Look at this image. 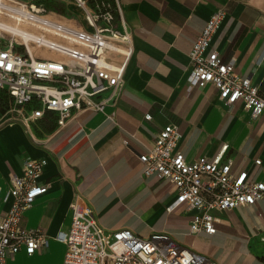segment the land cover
I'll return each mask as SVG.
<instances>
[{"label":"crops","instance_id":"crops-1","mask_svg":"<svg viewBox=\"0 0 264 264\" xmlns=\"http://www.w3.org/2000/svg\"><path fill=\"white\" fill-rule=\"evenodd\" d=\"M119 3L131 37L132 54L124 70L122 92L114 105L108 106L105 113L76 114L63 128L56 127L52 115L29 130L19 123L0 120L2 193L10 177L21 174L25 161L46 160L39 181L47 191L24 211L21 225L25 229H41L48 247L31 256L20 252L7 259L6 264L37 262L54 251L58 255L56 264H62L65 246L55 238L68 229L74 202L90 211L92 219L104 230L129 229L143 238L166 233L181 244L172 233L155 224L161 214L181 212L166 211L174 200L173 188L155 176L143 177L138 161V156L153 146L156 134L167 125L177 126L181 135L177 149L187 161L212 158L222 146H227L224 159L233 162V170L247 171L252 180L264 183V126H259L264 116L251 118L240 103L226 108L212 85L190 88L187 82L192 44L208 18L222 10L224 19L209 50L231 62L237 76L249 77L260 92L264 91V0ZM107 115H112L113 120ZM146 115L150 120H145ZM255 160L260 161L259 166L254 165ZM119 206L137 219L149 215L143 220L150 227L147 234L105 219L110 210ZM184 219L185 234L189 235V218ZM218 219L213 236L198 234L195 244L184 242V247L217 264H263L264 254L253 255L248 249L211 254L197 243L219 235L233 238L240 246L251 240L263 244L260 238L264 236V202L225 211Z\"/></svg>","mask_w":264,"mask_h":264},{"label":"built area","instance_id":"built-area-1","mask_svg":"<svg viewBox=\"0 0 264 264\" xmlns=\"http://www.w3.org/2000/svg\"><path fill=\"white\" fill-rule=\"evenodd\" d=\"M0 1L1 15L25 32L24 38L0 30V120L29 130L52 115L56 127L63 128L76 114L105 113L116 103L132 54L119 0ZM54 4L73 7V24L58 21ZM223 19L222 10L214 12L195 38L188 85H212L226 108L240 103L251 118L264 116V91L249 77L237 76L231 62L209 50ZM180 138L177 126H164L138 161L143 177L155 176L173 188L174 200L166 211L187 215L189 235L213 236L219 214L264 202V183L252 180L247 171H234L233 162L224 159L227 146L212 158L187 161L177 149ZM45 165V159L25 161L5 192L0 189V264L20 252L31 256L48 247L41 229L21 225L24 211L47 191L39 181ZM70 209L68 229L55 238L65 246L62 264H217L166 233L143 238L129 229L104 230L77 202ZM260 242L264 244V236Z\"/></svg>","mask_w":264,"mask_h":264},{"label":"rangeland","instance_id":"rangeland-1","mask_svg":"<svg viewBox=\"0 0 264 264\" xmlns=\"http://www.w3.org/2000/svg\"><path fill=\"white\" fill-rule=\"evenodd\" d=\"M60 9L64 11V14L60 15L64 17L65 19H71L72 17H77L76 15L72 14L71 10L74 11L72 6H69L68 8L63 6V4H60ZM2 21L9 20L4 15H1L0 17ZM63 18L58 19L61 23L64 24H73L72 21L65 20ZM259 126H264V119L259 122ZM143 215V214H142ZM148 216H140L139 219L136 217H132L128 214V211L124 209L122 206H119L117 208H114L113 210H110L108 215H106L105 219L111 223H115L117 225H129L133 228H135L139 233L141 234H147L150 227L143 222V220L146 221ZM187 217V215L182 214L179 211L174 212L173 214L166 215L161 214L160 217L156 220V228H163L166 231L172 233L177 240L181 241V244L184 246L185 243H191L193 242L195 244V236L187 235L185 234L187 232V229L185 227L184 218ZM151 224V222H150ZM200 243H197V245H200L203 249H206L208 253L211 254H219L225 252V249H238V250H247L252 253L253 255H260L264 254V244H258L254 240H251L250 243L247 244L241 243V246L234 242L233 238H220L219 235L214 240H208V239H201ZM245 246H244V245ZM248 247V248H247ZM58 260L57 252L54 251L44 259H41L37 262L31 261V260H25L20 261L15 264H56ZM264 263V260H263Z\"/></svg>","mask_w":264,"mask_h":264},{"label":"bare ground","instance_id":"bare-ground-1","mask_svg":"<svg viewBox=\"0 0 264 264\" xmlns=\"http://www.w3.org/2000/svg\"><path fill=\"white\" fill-rule=\"evenodd\" d=\"M0 3H1V1H0ZM2 6L0 4V9H1ZM1 12L2 11L0 10V17H1ZM23 29L24 28H22L20 26L12 24V21H10V20L2 21V19L0 18V30L1 31L19 34V36H23L24 37V33L25 32H24Z\"/></svg>","mask_w":264,"mask_h":264},{"label":"trees","instance_id":"trees-1","mask_svg":"<svg viewBox=\"0 0 264 264\" xmlns=\"http://www.w3.org/2000/svg\"><path fill=\"white\" fill-rule=\"evenodd\" d=\"M54 6L58 9L60 15L64 14V11L60 9V4H54Z\"/></svg>","mask_w":264,"mask_h":264}]
</instances>
